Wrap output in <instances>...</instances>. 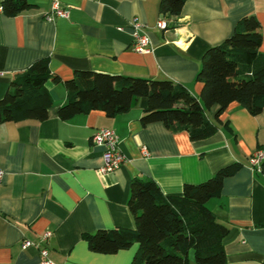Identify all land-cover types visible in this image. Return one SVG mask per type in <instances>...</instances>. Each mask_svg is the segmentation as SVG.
<instances>
[{
  "label": "crops",
  "instance_id": "0c3cea01",
  "mask_svg": "<svg viewBox=\"0 0 264 264\" xmlns=\"http://www.w3.org/2000/svg\"><path fill=\"white\" fill-rule=\"evenodd\" d=\"M53 1L67 16L48 22L44 16ZM27 2L30 8L16 16L0 11V100L12 77L40 59L61 81L75 71L91 70L171 81L199 98L202 85L195 76L204 52L229 38L246 15L260 24L259 52L264 54V0H185L180 14L171 17L160 14V0ZM161 18L166 30L156 28ZM133 19L149 37L147 54L131 48ZM46 88L53 103L44 121L0 124V264H41L39 250L22 249L21 243L37 242L45 233L51 236L41 247L54 264H131L138 244L97 254L83 236L134 228L127 207L133 179H151L165 196H181L185 184L202 183L233 163L240 168L207 202L228 229L222 241L224 264H264V172L249 165L256 150L264 152V112L252 116L231 104L221 116L231 131L220 127L211 137L192 142L185 131L172 133L161 123L142 125L145 98L114 117L91 111L60 120L57 110L67 101L66 90L51 81ZM216 109L207 112L210 119ZM101 128L115 132L124 156L118 169L104 175L97 172L102 149L91 143ZM188 259L195 264L193 251Z\"/></svg>",
  "mask_w": 264,
  "mask_h": 264
},
{
  "label": "trees",
  "instance_id": "16d2710c",
  "mask_svg": "<svg viewBox=\"0 0 264 264\" xmlns=\"http://www.w3.org/2000/svg\"><path fill=\"white\" fill-rule=\"evenodd\" d=\"M185 0H160L163 17L180 14ZM2 13L13 17L30 8L27 0H3ZM261 28L254 15L241 17L232 35L208 48L195 81L202 85L199 98L181 84L109 75L91 70L75 71L66 81L52 74L46 59L35 61L16 73L0 100V124L42 122L52 107L46 83H62L66 103L59 107L60 120L101 111L107 117L127 113L133 101L147 100L142 125L161 123L168 131L187 132L190 141L207 139L220 127L231 131L221 116L231 104H239L252 116L264 112V54L259 52ZM216 107L213 119L207 112ZM240 164L219 169L199 184H185L181 196H165L151 179H133L127 207L134 228L97 230L83 236L90 251L111 255L138 244L131 264H224L222 245L228 229L217 222L207 202L219 195L223 180L236 173Z\"/></svg>",
  "mask_w": 264,
  "mask_h": 264
},
{
  "label": "built area",
  "instance_id": "2783aa9c",
  "mask_svg": "<svg viewBox=\"0 0 264 264\" xmlns=\"http://www.w3.org/2000/svg\"><path fill=\"white\" fill-rule=\"evenodd\" d=\"M0 11L2 7L0 6ZM67 16V10L62 8L58 1H53L51 4L50 11L45 14L44 18L48 22H53L56 18H63ZM130 28L132 30V43L131 48L134 52L138 54H147L151 50V43L147 34L143 31V26L136 19L130 22ZM156 28L159 30H166L168 28L165 19L161 18L156 23ZM91 143L102 149V165L98 168L97 172L104 175L108 172L114 171L119 168V166L124 161V156L121 154L118 148V137L115 132L101 128L98 129L91 137ZM144 151V150H143ZM146 153L145 151L143 152ZM264 162V152L261 150H256L249 158V165L251 169L259 174L264 172L263 169ZM4 172L0 170V184ZM50 233H45L37 242H31L25 240L21 243V248L26 249L33 246L39 250L41 256V264H54L48 257V250L41 247V244L46 242L50 238Z\"/></svg>",
  "mask_w": 264,
  "mask_h": 264
}]
</instances>
